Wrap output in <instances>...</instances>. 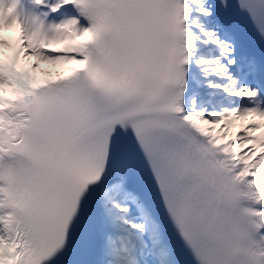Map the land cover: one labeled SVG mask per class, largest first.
<instances>
[{
  "label": "snow or ice",
  "instance_id": "1",
  "mask_svg": "<svg viewBox=\"0 0 264 264\" xmlns=\"http://www.w3.org/2000/svg\"><path fill=\"white\" fill-rule=\"evenodd\" d=\"M0 264H264V0H0Z\"/></svg>",
  "mask_w": 264,
  "mask_h": 264
},
{
  "label": "rangeland",
  "instance_id": "2",
  "mask_svg": "<svg viewBox=\"0 0 264 264\" xmlns=\"http://www.w3.org/2000/svg\"><path fill=\"white\" fill-rule=\"evenodd\" d=\"M11 34V33H9ZM65 65H56V66H50V65H42L41 70H38L37 73H53V72H60L62 69H64ZM248 120H244V121H238L237 125H244L247 124ZM237 129L234 128V130H232L233 132H235Z\"/></svg>",
  "mask_w": 264,
  "mask_h": 264
},
{
  "label": "bare ground",
  "instance_id": "3",
  "mask_svg": "<svg viewBox=\"0 0 264 264\" xmlns=\"http://www.w3.org/2000/svg\"><path fill=\"white\" fill-rule=\"evenodd\" d=\"M9 36V35H7ZM73 65H65L64 69H62L60 72H53V73H36L37 75H39L40 77L44 78V77H49V78H53L54 76H56L57 74H63L67 71L68 68L72 67Z\"/></svg>",
  "mask_w": 264,
  "mask_h": 264
},
{
  "label": "trees",
  "instance_id": "4",
  "mask_svg": "<svg viewBox=\"0 0 264 264\" xmlns=\"http://www.w3.org/2000/svg\"><path fill=\"white\" fill-rule=\"evenodd\" d=\"M234 130V128L231 129V131Z\"/></svg>",
  "mask_w": 264,
  "mask_h": 264
}]
</instances>
